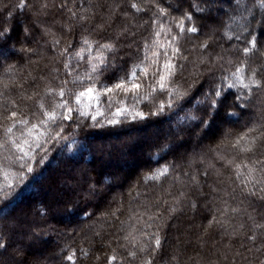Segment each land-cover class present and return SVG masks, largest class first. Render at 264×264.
Masks as SVG:
<instances>
[{
	"label": "snow or ice",
	"instance_id": "6c2138e0",
	"mask_svg": "<svg viewBox=\"0 0 264 264\" xmlns=\"http://www.w3.org/2000/svg\"><path fill=\"white\" fill-rule=\"evenodd\" d=\"M91 7L77 8L75 0H72L71 7L69 0H59V4L57 0H18L10 7L0 6V56L7 59L8 50L38 55L37 48L27 47L30 40L38 43L32 39V26L40 24V18L48 16L51 9L67 14L68 22L59 23L69 33H74L77 26L82 27L93 19L88 15ZM112 8L113 15L115 11H120L128 22L120 27L114 39L105 38L103 43L81 35L79 47L74 48L70 42L59 47L61 40L52 28L40 24L42 34L51 37V48L55 51L49 57L52 67L48 75L39 78L44 81L43 85L35 83L30 94L25 83L36 81V77L29 72L17 80L16 73L21 69L14 63L5 66L9 78L0 80V149L9 152L10 158L19 165L16 174L20 181H27L38 171L37 166L45 163L50 151L48 145L71 139V144L66 145L71 150L72 145L77 143L75 136L78 131L102 126L98 117H102L106 124H119L121 118L142 122L172 109H182L183 104L189 102L191 90L203 80L207 87L201 85L200 97L194 110L184 113V122L188 125L194 122L201 132L215 127L220 141L214 146L209 145L207 151L214 153L215 160L223 161V167L235 168V179L242 191L264 201V159L237 162L235 157L229 158L224 151L226 146H231L232 151L246 156L259 152L264 158V0H118ZM25 10L33 19L30 23L22 21L21 30L14 36L15 26L11 22L15 18L14 12L20 11L23 16ZM145 16L147 19H144ZM222 16L226 17V21L220 19ZM111 19L112 16H109ZM205 21L212 23L206 24ZM55 23L57 21L54 20ZM130 26L144 28L149 35L142 37V47H137L136 58L130 64L125 61L118 65L114 54L121 36L135 35L129 31ZM205 27L207 32H203ZM202 35L203 38H200ZM193 38H196L195 43H192ZM224 43L229 47L225 48ZM186 44H191V51L197 53L192 61L183 55L188 50ZM38 58L43 60L44 55ZM177 60L193 65V72L189 74L191 82L187 83V87L174 83L177 72L185 67ZM57 61L62 67H56ZM82 64L86 68L81 72ZM105 74L114 77H109L110 83L101 79ZM13 88L16 89L15 97L9 95ZM102 96L108 99L106 109L101 106ZM117 96L123 98L113 105L112 100ZM129 96L136 103L127 104L125 101ZM142 102H146L144 108L147 111L140 107ZM253 108L259 109V122L252 121L250 127L245 125L243 133L234 134L229 125L237 124ZM89 120L91 124L87 123ZM70 127L73 129L71 137L65 135ZM179 130L184 131V128ZM206 155L202 151L199 158L203 160ZM196 158L194 153L186 160L187 171H183L179 164H160L157 160L159 167L138 179V183L140 180L163 181L173 176L177 168L181 169L183 176L175 175L174 179L184 185V178H187L189 191L181 190L171 202L164 200L149 217L152 222L144 221L146 213L137 214L131 206L127 209L126 219H120V215H124L122 209H125L121 197L118 207L112 208L110 202L108 209L100 214L105 222L112 221L108 227H115L116 233L124 232L122 237L113 234L103 242L110 251H105L103 255L99 252L91 255L89 248L66 243L59 250L58 264H83V260L90 257L100 264H133L137 260L139 264H155L156 255L163 248L161 229L165 221L164 213L159 209L168 205L165 211L170 218L179 210L177 205L182 203L181 198L196 209L199 198L205 195L200 175L192 168ZM208 167L215 169V164L209 163ZM221 174V170L216 169V175ZM204 176H208L207 170ZM213 191L222 189L213 187ZM97 194V184H89L80 191L72 190L71 194L54 187L51 199L39 208L38 214L44 217L59 214L69 223L81 213L84 218L92 219L96 211L89 210V204ZM140 196L141 192L137 190L136 197ZM115 200L116 197H113ZM221 204L223 210L217 207L216 211L223 219L213 215L204 230L205 234L216 226L224 227L229 222V212L240 211L230 207L227 201L222 200ZM147 206L153 207L150 203ZM245 215L252 222L247 231H244V223H240L230 233L225 232L230 237L243 238L244 242L235 249L231 244L226 245L218 260L208 264H221V261L238 264V257L243 264H264V223H257L251 214ZM261 218L264 220V214ZM153 223H156L154 232L144 230L152 228ZM137 224L143 227L137 228ZM89 227L93 235L100 236V232L95 231V225ZM41 234L39 229L33 228L27 238L36 241ZM121 239L126 243H118ZM113 241L117 242L115 248L111 247ZM11 244V236L0 229V250L7 253ZM246 244L251 246L245 247ZM117 248L125 249L126 255L118 253ZM12 252L17 257L24 255L21 247L12 248ZM257 254L261 258L248 259L249 255L255 257ZM0 264L3 262L0 261ZM170 264H181L178 251L172 254Z\"/></svg>",
	"mask_w": 264,
	"mask_h": 264
},
{
	"label": "trees",
	"instance_id": "16d2710c",
	"mask_svg": "<svg viewBox=\"0 0 264 264\" xmlns=\"http://www.w3.org/2000/svg\"><path fill=\"white\" fill-rule=\"evenodd\" d=\"M17 2L18 0H0V6L7 5L10 7ZM116 2L118 0H75L77 8L92 6L88 15L93 19L82 27L77 26L74 33H69L66 28H62L59 22L67 23V14L57 9H51L48 16L41 17L40 24L52 28V31L61 40L59 47H64L66 42H70L74 48L79 47L81 35L103 43L105 38L112 37L114 39L120 27L128 22L120 14V11H115L113 15L112 5ZM57 4H59V0H57ZM71 6L72 0H69V7ZM109 16H112L111 20H109ZM14 17L11 21L15 26L14 36L21 30L22 21L30 23L33 19L26 10L23 16L20 11H15ZM144 19H147V16ZM220 19L226 21L225 16L220 17ZM54 20L57 23L53 24ZM205 23L210 24L212 21H205ZM40 24L32 26V39L38 43H33L30 40L27 44V47L37 48L38 55L31 53L25 55L12 50L11 52L7 51V59L0 58V80L9 78L4 69L7 64L12 63L21 69L16 73L17 80L29 72L36 77V81L29 80L25 83V88L29 89V94L35 83L43 85L44 81H40L39 78L48 75L52 67L49 63V57L55 51L51 48V37L42 34ZM99 25H104V27L100 28ZM129 31L134 32L135 35L121 36L117 45V52L114 54L118 65L125 61L130 64L136 58L137 47H142V37L149 35V32L144 28L137 29L134 26H130ZM207 31L208 28L205 27L203 32ZM200 38H203V35ZM195 42L196 38H193L192 43ZM128 45L131 47L129 48ZM223 46L229 47L227 43H224ZM185 47L188 50L184 51L183 55L188 56L189 61L194 60L197 53L191 51L192 45L186 44ZM39 55H44V59L40 60ZM177 63H183L185 67L182 71L177 72L174 83L187 87V83L191 82L189 74L193 72V65L183 60H177ZM56 67H62L59 61L56 62ZM85 68L86 65L82 64L81 72ZM201 71H203L202 68ZM109 77L114 78L112 74H105V77L101 79L110 83ZM201 85L207 87L206 82L201 80L196 88L191 90L189 102L183 104L182 109H172L161 116H152L142 122L121 118L122 122L119 124H106L102 117H98L102 126L86 127L82 131H78L75 136L77 143L72 145L71 150L66 146L71 144V139L60 144L48 145L47 147L50 149L48 159L43 165H38V171L23 183L16 174L19 171V165L10 158L9 152L0 149V209H2L0 210V229L5 230L12 240L7 253L0 250V253H3L0 255V261L3 264H58L59 250L66 243L89 248L91 255L97 252L103 255L105 251H110L108 246L103 243L104 241L113 234L121 237L124 235V232L116 233L115 227H108L112 221L105 222L101 218L100 214L108 209L110 202L111 207L116 208L119 206L121 197L123 198L125 209H122L124 215L118 213L120 219H126L127 209L131 206L137 214L146 213L143 220L149 221V217L157 211V206L163 204L164 200L171 202L172 198L178 196L181 190L189 191L187 178H184V185L176 181L175 175L183 176L181 169L177 168L173 176H169L163 181L144 182L140 180L138 183V179L144 173L159 167L156 163L157 160L160 161V164L165 162L179 164L183 171H187L186 160L191 158L194 153L197 154V158L192 168L194 172H198L200 175L205 195L199 198L196 209H192L187 201L181 198L182 203L177 205L179 210L170 218L165 211L168 205L159 209L164 213L165 221L161 229L163 248L156 255L155 264H170L172 254L177 251L181 264H208L209 261L218 260L220 252L225 251L226 245L231 244L234 249L238 248L240 243L244 242L243 238L230 237L225 235V232L230 233L232 228L240 223H244V231H247L252 222L248 220L245 213L254 216L257 223H264L261 218L264 214V201H260L255 196H248L245 191H242L239 181L235 179V168L223 167V161L215 160L214 153L207 151L209 145L214 146L220 141L219 131L215 127L206 132H201L194 122L191 125L184 122V113L193 111L196 100L200 97ZM9 95L15 97L16 89L13 88ZM122 98V96L114 97L113 105ZM125 102L129 105L136 103L131 96ZM144 103L146 102H142L140 107L144 108ZM107 104V97L102 96L101 106L106 109ZM144 110L147 111V108ZM259 115V109L253 108L237 124L229 125V127L232 128L234 134L243 133L245 125L250 127L252 121L259 122ZM87 123L91 124L92 121L89 120ZM146 128H151L152 131L139 138L138 135H135L136 130H146ZM153 128L158 129L154 131ZM180 128H184V131H180ZM214 129L216 131H213ZM72 131L71 127L68 128L65 135L71 137ZM111 134L116 136L121 134L123 138L116 143L109 138ZM108 147L115 148L113 155L107 150ZM202 151L207 153L203 160L199 158ZM224 151L229 158L235 157L237 162L243 159H247L249 162L264 159L259 152L255 155L249 153L246 156L243 153L232 151L231 146H226ZM126 153L135 156L134 159L141 162V165L139 164L140 167L137 171H133L127 177L124 176L122 183H114L116 170L122 169L124 164L122 156ZM181 157H185V159L182 160ZM209 163L215 164V169L209 168ZM216 169H220L222 174L217 176ZM205 170L208 171L207 177L204 176ZM60 184L64 188H59ZM89 184H97L98 186V194L89 204V210L94 209L96 211V215L92 219L84 218L81 213L73 217L72 223H69L59 214H50L47 217L38 214L39 208L51 199V192L54 187L64 189L63 191L71 194L72 190L86 189ZM213 187L222 189V191H213ZM137 190L141 192L140 197H136ZM113 197H116L115 201H113ZM131 197H135V199H130ZM222 200L227 201L230 207L238 208L240 211L238 213L229 212L227 217L229 222L224 227L216 226L209 229L205 234V229L201 231L199 227L204 226L206 228L213 215H216L218 219H223L216 211L217 207L223 210ZM149 203L153 207L148 208ZM154 219L155 217H153ZM156 223H153L152 228L144 230L154 232ZM91 225L96 226L95 231H99L100 236L93 235V231L89 227ZM100 225H104V227L101 228ZM136 227L142 228L143 225L137 224ZM33 228L39 229L42 233L36 241L27 238ZM118 243L126 242L121 239ZM258 244L259 241H257ZM250 246L249 244L245 245V247ZM16 247L23 248V256L17 257L13 254L12 248ZM111 247H117V242L113 241ZM117 251L126 255V250L123 248H117ZM229 256H231L230 253ZM254 258L259 259L261 257L258 254L255 257L248 256L249 260ZM128 259L131 260V258ZM237 261L238 264H243L239 261V257ZM83 264H100V262L90 257L83 260ZM133 264H139V261H134ZM221 264H228V262L221 261Z\"/></svg>",
	"mask_w": 264,
	"mask_h": 264
},
{
	"label": "rangeland",
	"instance_id": "374dc122",
	"mask_svg": "<svg viewBox=\"0 0 264 264\" xmlns=\"http://www.w3.org/2000/svg\"><path fill=\"white\" fill-rule=\"evenodd\" d=\"M8 51H12V50H8ZM0 58H2V56H0ZM158 128H153L154 131H157ZM152 131L151 128H146V130H136L135 132V135H138V138L140 136H143V135H146V134H149L150 132ZM213 131H216V129H214ZM134 134V133H132ZM131 134V135H132ZM110 139H112L114 142H118L119 140L121 141V139L123 138V136L121 134H118L117 136L114 135V134H111L109 136ZM142 138V137H141ZM131 139V138H130ZM137 139V138H136ZM135 138L133 139V142H134ZM110 148V149H109ZM109 150V153H111V155H113L115 152V148H111V147H108ZM123 155V154H122ZM137 155V154H136ZM135 156H133L132 154H124L122 156V159L124 160V164L122 165V169L120 170H116V179L114 180V183H122L124 181V176H128L129 174H132L133 171H137L140 167V163L141 162H138V160L134 159ZM125 163H126V166H125ZM140 164V165H139ZM112 169V168H111ZM59 188H64L62 187V185L60 184V187ZM64 190V189H63ZM18 210V209H17ZM21 211V210H20ZM22 212V211H21ZM66 219V218H65ZM201 228V231H203V229H205L204 226H201L199 227Z\"/></svg>",
	"mask_w": 264,
	"mask_h": 264
}]
</instances>
